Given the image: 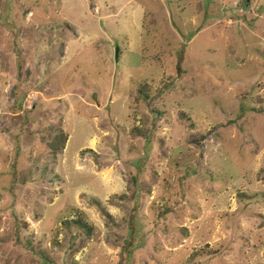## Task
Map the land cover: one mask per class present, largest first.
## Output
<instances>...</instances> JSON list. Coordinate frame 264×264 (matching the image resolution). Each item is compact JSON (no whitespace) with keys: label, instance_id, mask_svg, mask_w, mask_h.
Returning a JSON list of instances; mask_svg holds the SVG:
<instances>
[{"label":"rangeland","instance_id":"1","mask_svg":"<svg viewBox=\"0 0 264 264\" xmlns=\"http://www.w3.org/2000/svg\"><path fill=\"white\" fill-rule=\"evenodd\" d=\"M0 264H264V0H0Z\"/></svg>","mask_w":264,"mask_h":264},{"label":"trees","instance_id":"2","mask_svg":"<svg viewBox=\"0 0 264 264\" xmlns=\"http://www.w3.org/2000/svg\"><path fill=\"white\" fill-rule=\"evenodd\" d=\"M67 137L62 133V131H59L58 134L54 137V140L50 143L49 147L50 149L57 153L61 150H63L65 142ZM75 223L81 224L80 221H76ZM89 232V230L87 229Z\"/></svg>","mask_w":264,"mask_h":264}]
</instances>
